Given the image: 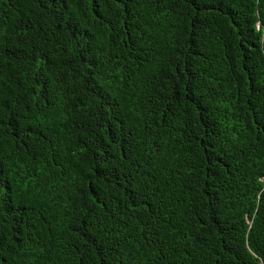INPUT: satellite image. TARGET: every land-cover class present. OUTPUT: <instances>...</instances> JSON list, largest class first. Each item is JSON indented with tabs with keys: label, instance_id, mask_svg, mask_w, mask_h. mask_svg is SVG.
<instances>
[{
	"label": "trees",
	"instance_id": "obj_1",
	"mask_svg": "<svg viewBox=\"0 0 264 264\" xmlns=\"http://www.w3.org/2000/svg\"><path fill=\"white\" fill-rule=\"evenodd\" d=\"M0 264H264V0H0Z\"/></svg>",
	"mask_w": 264,
	"mask_h": 264
}]
</instances>
